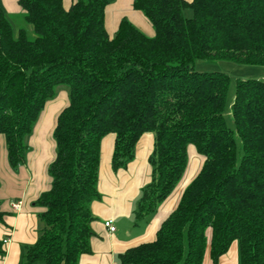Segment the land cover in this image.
Instances as JSON below:
<instances>
[{"label": "trees", "instance_id": "16d2710c", "mask_svg": "<svg viewBox=\"0 0 264 264\" xmlns=\"http://www.w3.org/2000/svg\"><path fill=\"white\" fill-rule=\"evenodd\" d=\"M110 2L74 0L67 9L64 0H19L33 39L25 30L14 36L0 3V135L13 169L26 163L28 139L57 89L69 88L54 131L52 187L36 202L44 228L24 264H80L92 253L102 141L115 135L119 171L146 133L155 137L153 174L137 227L177 188L189 146L204 162L156 238L127 249L121 263L203 264L208 250L218 263L237 241L241 264H264V79H238L229 103V75L195 70L200 60L264 67V0H135L153 37L126 18L110 36ZM7 216L0 199L1 255Z\"/></svg>", "mask_w": 264, "mask_h": 264}, {"label": "crops", "instance_id": "0c3cea01", "mask_svg": "<svg viewBox=\"0 0 264 264\" xmlns=\"http://www.w3.org/2000/svg\"><path fill=\"white\" fill-rule=\"evenodd\" d=\"M191 2L192 0H187ZM135 0H111L106 9V29L110 36H114L120 22L126 18L147 36L153 37L155 30L146 16L134 9ZM0 3L14 29V36L19 37L20 28L15 29L14 17H24L19 0H0ZM74 0H64V5L69 9ZM187 15V13H186ZM189 17V16H188ZM20 29V30H19ZM34 31L33 26L29 28ZM264 79V75L263 78ZM63 98V97H62ZM50 101L41 113L34 128L33 134L28 139L30 152L27 162L18 169H13L8 151L2 152V164L6 172L0 173L4 181L0 188V199L2 210L8 213L6 217L7 226L2 228V236H9V243L4 245V254H0V264H24V255L27 247L34 245L44 228L40 219L43 210L36 206L40 195L52 187L53 179L48 174L49 166L55 161L57 155L56 141H51L54 134L59 114L69 102L59 110L58 107L65 103L63 101ZM0 136V146L6 147L5 137ZM115 135H107L102 141V155L99 174L98 190L102 195L100 201L92 204V213L98 219L93 228L97 236L92 239V253L83 255L80 264H122L120 255L127 249L143 242L153 241L162 223L178 206L185 189L195 179L203 166L204 159L197 153L194 146L192 154L197 158L190 165L189 179L191 182L181 190L177 187L172 195L160 206L158 212L145 226L143 233L131 232L133 223V205L137 201L141 188L145 187L150 180L153 169L149 158L154 151L155 137L152 133H146L138 142L137 153L134 160L126 169L114 171L112 159L115 146ZM56 147V152H55ZM6 161H5V159ZM194 176H193V175ZM152 180V179H151ZM189 181V180H188ZM151 182V181H150ZM149 182V183H150ZM148 183V184H149ZM146 184V185H145ZM14 202H21L20 211L12 207ZM127 217L129 220H124ZM113 221L117 231L111 233L105 226L106 221ZM120 224H119V223ZM119 224V227L117 226ZM122 225L123 227H120ZM6 238V237H5ZM209 251V250H208ZM43 264V263H37ZM203 264H241V253L239 243L234 242L229 251L224 254L218 263H214L207 252Z\"/></svg>", "mask_w": 264, "mask_h": 264}, {"label": "rangeland", "instance_id": "374dc122", "mask_svg": "<svg viewBox=\"0 0 264 264\" xmlns=\"http://www.w3.org/2000/svg\"><path fill=\"white\" fill-rule=\"evenodd\" d=\"M186 13H187V15H186ZM185 15H186L187 18H192L193 17V11L190 10V9L186 10L185 11ZM13 25H14L15 29L20 28L21 30H25L26 34H27V36L29 38H32V39L35 38V32L33 30L31 32V30L29 29L30 27H32V25L29 24V22L26 19V16L17 17V18L14 17ZM195 70L197 72H206V73L221 72V73H225V74L229 75L231 77V84H230L229 94H228L229 103H231L233 101L234 96L236 94V85H237V80L238 79H243V80H245V79H260V78H263V75H264V67L248 66V65L239 64V63H236V62H233V61H229V60H200V61L196 62ZM57 99H61L59 101H63L62 99H64V101H65V103L63 102V105L58 107L59 110H60L69 102V88H67L65 86L58 88L57 91H56V97L52 101H55ZM226 118H227L228 125L230 127H234V123H233V120H232L231 116L227 115ZM51 141H54L53 143H55L54 134H52V136H51ZM190 147H192V146H189V148H188V153H187V155H188V165H187V168H186V170L184 172V175H183L182 179L180 180V182L177 185V187H179L180 190L184 186H187L191 182L190 180H192V177H191V179H189L190 165H191L192 161H194L197 158V156L194 155V152L192 154V150L194 148L192 149ZM31 149L32 148H30V150ZM4 150L7 151V148L4 147V145H3V147L0 146V173L1 174L3 173L2 171L6 172V169L4 168V164H2V161H3L2 160V152ZM55 152H56V147H55ZM136 153H137V149H136ZM102 158H103V155H102V151H101V160H102ZM4 159H5V157H4ZM5 161H6V159H5ZM26 162H27V158H26ZM51 165L49 166V169H48V174L49 175H50V167H51ZM151 179H152V175H151L150 180L146 184H148L151 181ZM0 180H1L2 184H3L4 183V181H2L3 178L2 179L0 178ZM143 188H141L139 197H138L137 201L134 202V205H133V212L134 213L131 216V218H133V223L135 222V210H136V207H137L138 200L141 197ZM123 219L125 221L126 220H129V222L131 221L127 217H124ZM145 222L139 228H135L134 225L131 224V226L129 227V231L143 233L145 231V226L147 225V224L145 225ZM119 224L117 225L118 227H119ZM120 227H123V226L120 225ZM235 242H237V241H235ZM39 263H42V262H39Z\"/></svg>", "mask_w": 264, "mask_h": 264}, {"label": "built area", "instance_id": "2783aa9c", "mask_svg": "<svg viewBox=\"0 0 264 264\" xmlns=\"http://www.w3.org/2000/svg\"><path fill=\"white\" fill-rule=\"evenodd\" d=\"M21 205H22L21 202H14V203L12 204V207H13V209H14L15 211H20V209H21ZM105 226H106V228H107L111 233H114V232L117 231V227L115 226L114 222L111 221V220H110V221H106V222H105ZM9 241H10L9 239H5V240H4V245L8 244Z\"/></svg>", "mask_w": 264, "mask_h": 264}]
</instances>
